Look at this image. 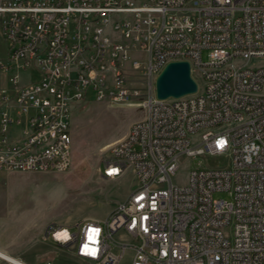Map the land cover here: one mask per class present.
I'll return each instance as SVG.
<instances>
[{
	"label": "built area",
	"instance_id": "1",
	"mask_svg": "<svg viewBox=\"0 0 264 264\" xmlns=\"http://www.w3.org/2000/svg\"><path fill=\"white\" fill-rule=\"evenodd\" d=\"M0 37V174L69 171L70 111L145 86L142 119L98 167L133 174L132 191L104 220L49 224L40 240L80 264H264V0H0ZM176 61L197 90L158 100Z\"/></svg>",
	"mask_w": 264,
	"mask_h": 264
},
{
	"label": "rangeland",
	"instance_id": "2",
	"mask_svg": "<svg viewBox=\"0 0 264 264\" xmlns=\"http://www.w3.org/2000/svg\"><path fill=\"white\" fill-rule=\"evenodd\" d=\"M4 50L0 37V60ZM207 59V52H203L202 60ZM133 80L131 85L140 89L137 98L118 104L91 100L72 110L69 171L0 174V247L20 249L30 241L36 255L34 262L25 260L29 264H80L50 240H40V234L49 224L72 227L90 219L104 220L115 203L123 201L134 188L131 173L114 181L104 180L98 173L108 146L124 138L128 127L143 117L140 103L145 99V86ZM223 162L222 158H197L191 168L198 163L214 167ZM183 175L174 181L184 180ZM0 264L7 263L0 259Z\"/></svg>",
	"mask_w": 264,
	"mask_h": 264
},
{
	"label": "water",
	"instance_id": "3",
	"mask_svg": "<svg viewBox=\"0 0 264 264\" xmlns=\"http://www.w3.org/2000/svg\"><path fill=\"white\" fill-rule=\"evenodd\" d=\"M196 90L197 85L186 61L167 63L154 82V94L158 100L177 99L193 94Z\"/></svg>",
	"mask_w": 264,
	"mask_h": 264
},
{
	"label": "bare ground",
	"instance_id": "4",
	"mask_svg": "<svg viewBox=\"0 0 264 264\" xmlns=\"http://www.w3.org/2000/svg\"><path fill=\"white\" fill-rule=\"evenodd\" d=\"M72 110L70 111L71 117ZM50 124H57V116H50ZM15 141V133L14 132H7L4 135V142H14ZM53 148H55V139H47V142L42 144V147H36V154H43V152H52ZM23 154V147H15L14 148V155H22ZM125 175V171H118V178H121ZM90 220L81 221L79 224H89ZM125 236V229H118L117 230V237H124ZM0 259L9 262L10 264H25L13 257H10L3 252L0 251Z\"/></svg>",
	"mask_w": 264,
	"mask_h": 264
},
{
	"label": "crops",
	"instance_id": "5",
	"mask_svg": "<svg viewBox=\"0 0 264 264\" xmlns=\"http://www.w3.org/2000/svg\"><path fill=\"white\" fill-rule=\"evenodd\" d=\"M26 245H28V246H24L23 248H20V249L12 248V247H7V248L0 247V251L3 252L4 254L10 256V257H13V258L21 261V262H25V260L34 262V260H35L34 256L36 255V253H34L33 245L30 241L27 242ZM26 263L27 262H25V264ZM27 264H29V263H27Z\"/></svg>",
	"mask_w": 264,
	"mask_h": 264
},
{
	"label": "snow or ice",
	"instance_id": "6",
	"mask_svg": "<svg viewBox=\"0 0 264 264\" xmlns=\"http://www.w3.org/2000/svg\"><path fill=\"white\" fill-rule=\"evenodd\" d=\"M221 143H223V142H221Z\"/></svg>",
	"mask_w": 264,
	"mask_h": 264
}]
</instances>
